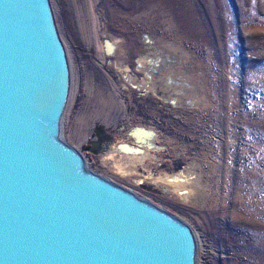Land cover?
<instances>
[{"label":"rangeland","instance_id":"1","mask_svg":"<svg viewBox=\"0 0 264 264\" xmlns=\"http://www.w3.org/2000/svg\"><path fill=\"white\" fill-rule=\"evenodd\" d=\"M49 3L71 71L64 143L188 225L197 264H264V0ZM177 174L190 202L162 183Z\"/></svg>","mask_w":264,"mask_h":264},{"label":"water","instance_id":"2","mask_svg":"<svg viewBox=\"0 0 264 264\" xmlns=\"http://www.w3.org/2000/svg\"><path fill=\"white\" fill-rule=\"evenodd\" d=\"M49 2L0 0V264H197L188 225L64 143L71 71Z\"/></svg>","mask_w":264,"mask_h":264},{"label":"bare ground","instance_id":"3","mask_svg":"<svg viewBox=\"0 0 264 264\" xmlns=\"http://www.w3.org/2000/svg\"><path fill=\"white\" fill-rule=\"evenodd\" d=\"M73 8H75V6ZM74 13H75V15L73 14L74 15L73 19L75 21L74 25H75L78 33H86V34L92 33L93 32L92 17H91V13H89L86 6H84L82 4L80 7H78V9H76V12L74 10ZM139 63L142 64L143 61L140 60ZM138 133H140V132H138ZM131 150H132V148H131ZM134 155H135V153H134ZM114 169H116L115 173L122 176V177H125V176L128 177L130 174L129 171L121 168L120 165H117L116 167H114ZM161 180H162V183L166 184L165 185V187H167L166 189L171 190L175 194V196H177L180 200H183L184 202H188V201L190 202L191 201L190 197H189L190 185H188L189 182L193 181L191 176H188V174L187 175L177 174V175H171V176L165 175L164 177H162Z\"/></svg>","mask_w":264,"mask_h":264}]
</instances>
